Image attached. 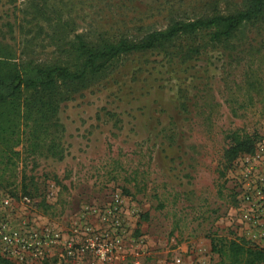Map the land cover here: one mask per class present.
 I'll return each mask as SVG.
<instances>
[{"label": "rangeland", "instance_id": "374dc122", "mask_svg": "<svg viewBox=\"0 0 264 264\" xmlns=\"http://www.w3.org/2000/svg\"><path fill=\"white\" fill-rule=\"evenodd\" d=\"M28 1L0 0V37L1 26L14 25L17 49L50 61L51 32L32 26ZM59 1L71 3H48ZM241 1L75 0L66 11L82 27L135 22L130 35H140ZM263 58L264 25L188 63L158 50L133 54L63 104V157L23 149L14 170L1 177L0 169L17 216L63 234L66 246L40 264H220L212 237L263 246ZM235 129L263 139L222 174L225 136Z\"/></svg>", "mask_w": 264, "mask_h": 264}, {"label": "trees", "instance_id": "16d2710c", "mask_svg": "<svg viewBox=\"0 0 264 264\" xmlns=\"http://www.w3.org/2000/svg\"><path fill=\"white\" fill-rule=\"evenodd\" d=\"M48 1L36 4L34 0H29L27 3L31 5L27 15L38 31L44 30L47 24L51 32L50 47L53 46V52H56L50 61L35 62L30 57L35 53L32 49L19 51L16 37L12 35L14 25L9 24L10 32L4 31L7 23L1 26V177L14 170L23 149L62 158L59 141L65 131L60 121L62 105L116 69L122 58L158 50L180 63H188L198 59L208 49L230 50L244 29L264 25V0H242L236 7L227 10L213 6L208 13L198 17L172 18L165 28L150 29L140 35H130L136 24L124 20L110 26L119 29H111L108 25L109 28H101L93 23L82 27L81 23L67 15L70 11H66V7H73L75 12V0L67 6L60 1L50 5ZM51 15L56 22L52 21ZM121 23L126 24L120 26ZM37 39L28 40L27 45L35 46ZM261 63L264 61L261 60ZM248 71L255 72L252 66ZM225 139L227 145L222 155V174L242 155H253L263 136L258 132L235 129L229 131ZM211 246L221 258L220 264H264V245L244 238L215 236L211 238ZM0 264L17 263L0 258Z\"/></svg>", "mask_w": 264, "mask_h": 264}, {"label": "built area", "instance_id": "2783aa9c", "mask_svg": "<svg viewBox=\"0 0 264 264\" xmlns=\"http://www.w3.org/2000/svg\"><path fill=\"white\" fill-rule=\"evenodd\" d=\"M62 235L53 227H37L19 218L13 197L0 191V258L17 264H40L59 245L66 246Z\"/></svg>", "mask_w": 264, "mask_h": 264}]
</instances>
